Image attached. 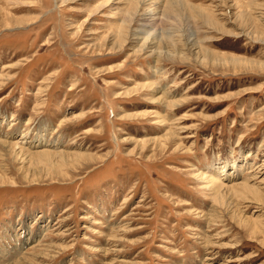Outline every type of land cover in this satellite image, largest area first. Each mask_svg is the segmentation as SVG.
Wrapping results in <instances>:
<instances>
[{
    "label": "rangeland",
    "instance_id": "obj_1",
    "mask_svg": "<svg viewBox=\"0 0 264 264\" xmlns=\"http://www.w3.org/2000/svg\"><path fill=\"white\" fill-rule=\"evenodd\" d=\"M0 264H264V0H0Z\"/></svg>",
    "mask_w": 264,
    "mask_h": 264
},
{
    "label": "bare ground",
    "instance_id": "obj_2",
    "mask_svg": "<svg viewBox=\"0 0 264 264\" xmlns=\"http://www.w3.org/2000/svg\"><path fill=\"white\" fill-rule=\"evenodd\" d=\"M125 21H126V19H125ZM131 24H132V23H131ZM149 27H150V26H149ZM169 52H170V51H169ZM235 63H236V62H235ZM174 103H175V101H174ZM2 142H3V141H2ZM8 145H11V144L8 143ZM17 146H18V145H17ZM23 151H24V150H23ZM21 153H22V152H21ZM218 189H219V188H218ZM218 189H217V190H218Z\"/></svg>",
    "mask_w": 264,
    "mask_h": 264
}]
</instances>
